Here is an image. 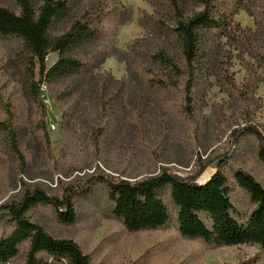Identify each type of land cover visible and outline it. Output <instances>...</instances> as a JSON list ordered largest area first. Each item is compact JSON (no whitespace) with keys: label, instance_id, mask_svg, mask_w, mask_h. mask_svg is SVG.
Masks as SVG:
<instances>
[{"label":"rangeland","instance_id":"374dc122","mask_svg":"<svg viewBox=\"0 0 264 264\" xmlns=\"http://www.w3.org/2000/svg\"><path fill=\"white\" fill-rule=\"evenodd\" d=\"M121 1L131 19L116 27L109 18L113 36L84 49L86 57L104 47L116 49L101 67L83 78L44 84L48 140L41 112L21 86V43L14 36L0 38V87L5 102L12 105L28 160L24 169L0 140V206L18 199L25 188L40 187L59 198L71 194L76 208L73 222L60 220L50 205L35 206L27 216L54 237L75 240L91 264H264V250L257 244L207 249L202 241L183 237L179 208L169 187L159 192L169 208L168 223L157 230L128 231L114 216L115 205L103 180L136 182L164 167L187 176L206 161H214L198 179L205 182L216 172L219 159H226L264 186L258 141L246 131L253 127L264 138V0H244L251 13L240 9L234 14L229 37L204 41L191 114L182 86L152 88L149 82L160 69L150 53L164 49L180 60V44L155 22L171 25L172 18L163 9L157 12L147 0ZM223 2L229 11L234 9L235 0ZM0 3L15 8L10 0ZM238 23L243 32L237 30ZM58 59V53H50L47 66ZM0 119H7L2 105ZM227 176L233 214L245 222L255 203L228 167ZM15 226L3 220L0 238ZM27 250L28 243H23L18 256L7 264H26Z\"/></svg>","mask_w":264,"mask_h":264},{"label":"trees","instance_id":"16d2710c","mask_svg":"<svg viewBox=\"0 0 264 264\" xmlns=\"http://www.w3.org/2000/svg\"><path fill=\"white\" fill-rule=\"evenodd\" d=\"M10 1L15 8L0 3V38L14 36L21 43V86L27 100L39 108L43 134L48 140L44 84L80 75L83 78L84 73H92L101 67L116 49L109 51L104 47L92 57H86L84 49L113 36L106 20H114L117 27L131 19V12L121 0ZM107 1L112 2L111 6ZM147 1L157 12L163 9L170 15L171 25L150 17L166 28L167 36L172 35L180 44V60L164 49L149 54L152 63L160 66L159 72L149 78L150 85L164 89L182 86L185 107L191 114L198 73L203 68L201 55L206 51L204 41L209 37H229L234 14L240 9L251 12L244 0H235V7L230 11L223 0ZM236 27L243 32L239 23ZM248 31L251 32V29ZM50 53H58L59 59L48 67L46 59ZM0 105L7 113V119H0V140L25 169L28 160L21 148L20 131L14 122L12 105L5 102L1 87ZM64 115L67 117L68 113L65 111ZM246 131L255 135L259 158L264 164L263 135L253 127H248ZM219 161L216 172L205 182L198 179L214 161H206L187 176L170 172L164 167L159 174L136 182L103 177L115 205L114 216L122 220L130 232L161 229L168 223L170 213L159 192L169 187L172 199L179 208V230L183 237L200 240L207 249L257 244L264 250V186L245 169L231 167L226 159ZM227 167L231 168L236 182L255 203L245 222L233 214ZM100 178H94L93 182ZM38 205L53 206L58 218L64 222L70 223L76 218L71 194L59 198L47 194L40 187L25 188L18 199L0 206V223L8 219L16 224L12 233L0 238V264H7L16 258L23 243H28L26 264H91L89 256L75 240L56 238L43 226L30 220L27 213ZM44 256L52 259L51 263Z\"/></svg>","mask_w":264,"mask_h":264}]
</instances>
